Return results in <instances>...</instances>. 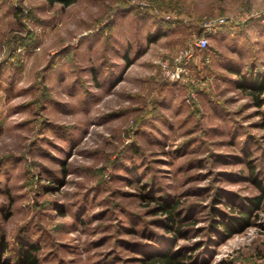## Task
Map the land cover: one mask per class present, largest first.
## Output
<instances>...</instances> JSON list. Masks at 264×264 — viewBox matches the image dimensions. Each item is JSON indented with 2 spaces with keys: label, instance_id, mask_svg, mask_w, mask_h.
I'll use <instances>...</instances> for the list:
<instances>
[{
  "label": "rangeland",
  "instance_id": "374dc122",
  "mask_svg": "<svg viewBox=\"0 0 264 264\" xmlns=\"http://www.w3.org/2000/svg\"><path fill=\"white\" fill-rule=\"evenodd\" d=\"M220 17L233 51L192 58L213 88L169 80ZM252 72L264 88V0H0V264H264Z\"/></svg>",
  "mask_w": 264,
  "mask_h": 264
},
{
  "label": "built area",
  "instance_id": "2783aa9c",
  "mask_svg": "<svg viewBox=\"0 0 264 264\" xmlns=\"http://www.w3.org/2000/svg\"><path fill=\"white\" fill-rule=\"evenodd\" d=\"M229 20L227 18H214L205 20L200 26V34L194 35L191 41V47L181 54L174 61H161L160 67L169 80L177 81L181 84L213 88V76L206 74L205 77L197 78L196 71L198 70L195 63H193V49L204 51L208 48V37L217 33L220 28H227ZM194 95L191 92L190 98Z\"/></svg>",
  "mask_w": 264,
  "mask_h": 264
},
{
  "label": "crops",
  "instance_id": "0c3cea01",
  "mask_svg": "<svg viewBox=\"0 0 264 264\" xmlns=\"http://www.w3.org/2000/svg\"><path fill=\"white\" fill-rule=\"evenodd\" d=\"M262 27L263 26H261L260 24H251V25H249V32H251V30L255 31V30L262 29ZM228 30H231V29L220 28L217 31V33H215L213 35V39L215 40L217 47L222 46V48H224V49H227V50L230 49L231 51H233L234 48L232 47V45L234 44L235 37ZM214 55L216 58H224L222 50H220L218 48L215 49ZM226 61H228V62L232 61L233 62V60H231V59H228V60L226 59ZM222 63H223L222 61H218V64H216V66H218L216 69L221 72L220 75L222 77L227 76L228 78L234 76L235 72H233L234 70L231 68V66H229L228 63H226V64H222ZM249 68H253V64L251 62H249ZM255 68H256V65H254L253 69L255 70ZM232 72H233V74H231ZM251 76H252L251 82L253 84L254 81H257L255 72H252ZM250 86H252V85H250ZM249 89H251V88H249Z\"/></svg>",
  "mask_w": 264,
  "mask_h": 264
},
{
  "label": "trees",
  "instance_id": "16d2710c",
  "mask_svg": "<svg viewBox=\"0 0 264 264\" xmlns=\"http://www.w3.org/2000/svg\"><path fill=\"white\" fill-rule=\"evenodd\" d=\"M74 0H60V2L62 3V4H64V5H66V6H68V5H70L72 2H73ZM251 81H252V79H251ZM252 86H249L253 91L254 90H258L259 92L258 93H261L262 91H264V88H263V86H262V84L261 83H258V82H256V81H254L253 82V84H251ZM250 94L251 95H255V93H253V92H250ZM258 96V95H257ZM256 96V97H257ZM258 184V183H257ZM259 187H261V186H259ZM261 199H262V196L261 197H258L257 199H254V200H252L251 201V206H250V209L252 210V209H256L258 206H259V204L261 203ZM168 207H169V205L167 206V205H161L160 206V208H161V210L162 211H164L165 213H167V211H168ZM249 210V209H248ZM244 213V212H243ZM247 214H248V212L246 211L243 215H242V221L244 222V221H246V219H247ZM168 219H172V214H170L168 217H167ZM230 234V233H229ZM29 256H27V258H28ZM157 263H162V264H175V255H171V254H162V255H160V258H158L157 260H155ZM27 264H37L36 263V260L35 259H29L28 261H27Z\"/></svg>",
  "mask_w": 264,
  "mask_h": 264
}]
</instances>
